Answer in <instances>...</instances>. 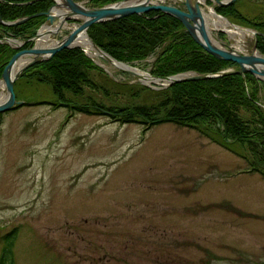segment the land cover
Here are the masks:
<instances>
[{
	"label": "rangeland",
	"instance_id": "obj_1",
	"mask_svg": "<svg viewBox=\"0 0 264 264\" xmlns=\"http://www.w3.org/2000/svg\"><path fill=\"white\" fill-rule=\"evenodd\" d=\"M236 3L247 16L264 12V0ZM241 39L235 47L248 52L253 35ZM150 57L136 67L148 71ZM98 61L106 71L86 70L95 87L64 90L67 99L149 102L143 89L121 84L131 76ZM22 93L51 94L35 83ZM259 95L264 101V88ZM0 113V251L12 236L6 264H264V177L246 169V148L245 158L174 122L143 132L139 123L47 103Z\"/></svg>",
	"mask_w": 264,
	"mask_h": 264
},
{
	"label": "trees",
	"instance_id": "obj_2",
	"mask_svg": "<svg viewBox=\"0 0 264 264\" xmlns=\"http://www.w3.org/2000/svg\"><path fill=\"white\" fill-rule=\"evenodd\" d=\"M91 5H101L115 0H88ZM52 0H0V18L12 20L17 17L45 10ZM214 10L230 21L253 27L264 33V12L247 16L241 12L236 0L214 5ZM44 15H35L17 24L0 23V36L27 37L34 33ZM90 39L116 60L140 65L149 54L153 60L149 72L162 76L180 71L214 72L234 62L217 58L206 52L184 30L174 16L160 10L96 21L86 28ZM221 36L223 33L218 32ZM257 49L264 54V35L257 34ZM25 41L22 46H27ZM16 48L0 41V72ZM101 67L95 64L78 46L61 48L46 59L25 67L13 81L18 97L26 84H45L51 96L33 99L46 102L52 107L65 106L70 112L100 113L119 122H136L146 130L162 122H174L196 129L210 141L238 156L247 157L246 169L257 171L264 177V108L259 91L264 80L250 72L226 73L204 79L180 80L161 88H149L137 82H121L125 87L136 86V93L143 89L147 101L134 105L103 106L98 103H78L67 99L63 91L81 92L82 86L94 88L86 70ZM104 74V73H103ZM31 100V97H24ZM23 104L28 101H23ZM1 114V113H0ZM15 233L14 227L10 230ZM12 236L6 238L0 255V264L6 259Z\"/></svg>",
	"mask_w": 264,
	"mask_h": 264
},
{
	"label": "water",
	"instance_id": "obj_3",
	"mask_svg": "<svg viewBox=\"0 0 264 264\" xmlns=\"http://www.w3.org/2000/svg\"><path fill=\"white\" fill-rule=\"evenodd\" d=\"M179 1L181 3V6L163 2H156L152 0H117L98 6H86L76 0H53L52 4L44 11L21 16L19 18L8 21H3L0 19V22L4 24H16L22 22L30 16L43 14L45 16V22L52 23L54 21H57L56 30L51 31L52 36H56L57 31L60 29L62 24L66 22L67 19L74 18L78 20L75 26L68 29L66 33L59 38H55L54 42L48 45H37L35 43L36 38H38V36L40 35L39 29L36 30L34 34L27 38L32 42L30 46L18 48L10 55L0 72V81H2L5 90L4 98L0 101V111H4L10 108L12 105L21 102V100L15 99L12 85L14 78L24 67L35 61L49 57L52 53L61 48L77 45L85 51L82 46L74 44L72 43V41L80 31H83L86 34V28L90 23L100 20L114 19L130 13H140L154 9L166 12L177 18L181 22L189 36L196 43H198L202 47V49L215 57L233 61L235 65L225 67L214 72L184 71L164 76H155L146 73L150 79H162L165 81L164 85H167L171 82L179 80L204 79L220 74L243 73L246 71L264 79V54L257 49L256 39L253 40L252 46H250L248 52H241L239 50H236L232 45L221 40H219V44H215L210 40L204 25L202 8L206 9L208 8V6L202 0ZM212 1L217 5H224L233 0ZM55 6L62 8V10L59 13L52 11V7ZM215 14L217 13L215 12ZM43 24L44 23H42L41 26ZM231 24L252 31L254 37L257 33L264 35V33L256 29L246 26H240L234 23ZM3 39L9 42V39L11 38L3 37ZM88 39L90 42V51L92 54L102 57L109 63H120L124 65L125 67H118L119 70L124 71L139 80L144 77V73L142 74L141 72L133 70V67L128 63L114 59L112 56L98 47L89 37ZM21 43L22 41L15 43L14 46H19ZM20 57L24 58L23 62L15 69H13V66Z\"/></svg>",
	"mask_w": 264,
	"mask_h": 264
},
{
	"label": "bare ground",
	"instance_id": "obj_4",
	"mask_svg": "<svg viewBox=\"0 0 264 264\" xmlns=\"http://www.w3.org/2000/svg\"><path fill=\"white\" fill-rule=\"evenodd\" d=\"M61 10H62V8H60V7H57V6L52 7V11H54V12L59 13ZM203 17H204V25H205L206 32H207L210 40L215 44H219L220 42L212 34L211 29H218V28L223 29L230 36V38L234 39V41H235L234 43H235L236 47H238L239 45L242 46L241 45V42H242L241 38L243 36L252 35V31L245 29V28H240L238 26H234V25L230 24L228 22V20H226L225 18H223L219 15H216L210 6H208V8H207V12L203 13ZM68 24L63 23L61 27L72 28L73 26H75V25L69 26ZM56 27H57V21H54L52 23L45 22L39 28L40 35L38 36V38H36L35 43L37 45H46V44L48 45V44L53 43L54 37L52 36L51 31L56 30ZM9 41L11 44L17 43V41L15 39H10ZM72 43L82 46L88 53L91 52L90 51L91 46H90L89 39L83 31H80L76 35V37L73 39ZM235 46H234V48L236 50H238ZM23 59H24L23 57H20L17 60V62L15 63V65L13 66V69H15L18 65H20L23 62ZM109 65L114 67V68L124 66L120 63H110ZM132 69L135 71L141 72L136 67H133ZM142 81H144V82L149 81V77L145 73H144V77L142 78ZM4 95H5V90H4L2 81H0V101L4 98Z\"/></svg>",
	"mask_w": 264,
	"mask_h": 264
}]
</instances>
